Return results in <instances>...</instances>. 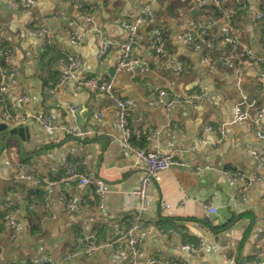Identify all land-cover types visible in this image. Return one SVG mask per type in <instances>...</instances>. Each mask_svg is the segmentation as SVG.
I'll use <instances>...</instances> for the list:
<instances>
[{"label": "crops", "instance_id": "1", "mask_svg": "<svg viewBox=\"0 0 264 264\" xmlns=\"http://www.w3.org/2000/svg\"><path fill=\"white\" fill-rule=\"evenodd\" d=\"M237 1L239 10L236 0H221L216 11L195 0H81L80 9L71 0H31L25 8L0 0V44L8 51L0 63L9 72L4 102L14 114L43 113L87 131L70 137L0 114V211L3 204L17 208L14 231L0 225V264H25L42 253L58 260L70 255L62 264H128L122 248L90 254L84 247L115 239L135 213L142 216L134 233L140 260L264 264V140L255 134L264 123V83L252 59L264 60V0ZM145 7L150 16L138 28L130 63L117 70V44L128 38L123 23ZM221 10L231 14L235 49L223 40L227 27L220 20L206 26ZM156 30L160 53L149 44ZM187 32L197 35L196 45ZM101 36L114 44L99 58ZM70 56L80 65L56 85L66 70L62 58ZM205 57L216 64L210 68ZM85 80H111L116 94L130 100L132 143L178 161L159 172L142 201L134 191L144 166L120 143L117 108L83 86ZM159 89L168 96H158ZM200 91L202 100L183 99L167 111L169 96ZM239 103L249 118L234 122ZM18 128L23 140L7 135ZM77 160L84 162L87 186L70 181L36 196L39 185L30 175L58 183ZM207 204L217 210L211 222ZM25 206L35 210V230L22 217ZM200 239L204 248L195 254L181 248Z\"/></svg>", "mask_w": 264, "mask_h": 264}, {"label": "built area", "instance_id": "2", "mask_svg": "<svg viewBox=\"0 0 264 264\" xmlns=\"http://www.w3.org/2000/svg\"><path fill=\"white\" fill-rule=\"evenodd\" d=\"M31 0H18V5L22 8H25ZM72 6L74 8H81V0H71ZM221 0H195L198 6H204L207 4H211L216 8H220ZM236 9L239 10L241 8V4L236 0ZM218 16H210L206 26H209L215 23L217 20H220L226 27L227 31L223 40L229 43L233 49H235L237 45V39L232 31L231 24V14L229 11L221 10L218 11ZM150 16V12L147 7H145L136 19L131 22L123 23V26L128 31V38L125 42L117 44L118 51L120 53L119 61L117 64V70L122 69L130 63V53L138 42V28L144 23L148 17ZM258 17H262V14H258ZM187 36L191 38L192 42L196 45L197 43V35L192 32H187ZM161 32L160 30H156L153 32L150 39V48L155 53H160L161 49L159 48ZM114 42L106 36H101L98 44V57L102 58L107 54L108 50ZM1 49V44H0ZM8 51L3 50L0 51V59L5 58L7 56ZM206 64L212 68L216 62L209 57H205ZM254 65L257 66V70L263 77L264 83V60L258 58H252ZM62 60L65 63L66 70L64 73L60 74L57 78L56 85H61L67 82L69 79H72L74 76V70L80 65V61L77 57H64ZM226 62V60H224ZM179 69L181 68V64L179 63ZM9 72L8 70L0 63V114L3 116L4 120H18L21 122L32 121L45 129L58 131L60 133L65 134L66 136L72 137H82L87 131L68 127L65 125L55 124L51 117L43 114V113H22V114H14L11 111V106L4 102L2 98V91L5 89V84L8 79ZM81 84L85 87L90 88L93 91L104 94L107 98H109L117 108V126L120 130V143L126 148L135 158H137L144 166V172L141 177L139 188L134 191V195L138 196L142 201L146 195L147 188L151 182L159 181V172L165 169H168L170 166L175 165L178 161L172 155L163 154L157 150L155 151H147L144 148L135 146L132 141V133L128 125V116L131 111V103L129 99L120 98L115 90L113 89V84L111 80H106L102 82H96L92 80L82 81ZM158 96H168L167 92L163 89L157 90ZM204 98L203 92H198L196 94H191L185 97L180 96H169V100L166 103L167 111H170L171 106L174 103L180 102L183 99L187 100H202ZM261 115L256 114L254 121L258 122ZM249 118V113L242 107V104L239 103L235 106L233 121L237 122L240 120H245ZM255 134L258 138L264 140V123L261 125H257ZM264 155V154H263ZM231 173V172H230ZM232 174V173H231ZM32 180L42 187L45 192H51L55 185L66 184L70 181H77L78 184L82 187L87 186L90 183L88 176L84 170V162L82 160L70 161L67 164L65 175L63 178L57 183L46 178H39L34 176L33 174L29 176ZM253 179H260L257 176H254ZM264 179V178H263ZM60 190V187L58 188ZM99 193V192H98ZM61 201H64L63 197L60 196ZM183 200L181 199L180 202ZM162 207H168L164 202L161 204ZM10 207L9 204H3L2 210H8ZM206 215L209 218L210 222L213 221V216L216 214L217 210L212 204H207ZM129 224L125 230L119 233V236L115 239H106L102 243H97L95 241H91L87 244L85 248L86 253H93L98 251L101 248L112 247L115 249L122 248L127 254L128 264H176L174 261L161 260L154 256H148L145 259L140 260L138 258V245L139 241L134 236L135 231L139 228L140 223L142 221V216L139 213L133 214L129 219ZM7 225L13 230L15 226L14 215H7ZM14 231V230H13ZM181 248L187 250L191 254H195L201 251L204 248V241L202 239L198 240L197 243H185L181 245ZM71 259L70 255L64 257L63 260L54 259L48 254L42 253L34 258H32L29 262L34 264H62L65 261H69Z\"/></svg>", "mask_w": 264, "mask_h": 264}, {"label": "trees", "instance_id": "3", "mask_svg": "<svg viewBox=\"0 0 264 264\" xmlns=\"http://www.w3.org/2000/svg\"><path fill=\"white\" fill-rule=\"evenodd\" d=\"M214 9L217 11L216 7H214ZM214 14H215V16H218L219 13L215 12ZM161 35H162V33H161ZM3 50L4 49H0V51H3ZM59 57H60V55L57 56L56 59H58ZM37 189L38 190H36L35 194H36V196L38 198L41 197V195L45 194V191H44V189L42 187L38 186ZM23 209H24V213H23L22 217L24 219H26L27 224L29 225L30 229L31 230H35L36 228H38V224L37 223H33L34 222L35 210L34 209L33 210H31V209L28 210L27 206H25V208H23ZM13 210H15V212H16L17 208L16 209L15 208L11 209L9 207L8 210H1L0 211V225L4 224V226L6 227L7 215L12 214ZM9 264H19V263L15 262V263H9ZM25 264H34V263L28 261Z\"/></svg>", "mask_w": 264, "mask_h": 264}, {"label": "water", "instance_id": "4", "mask_svg": "<svg viewBox=\"0 0 264 264\" xmlns=\"http://www.w3.org/2000/svg\"><path fill=\"white\" fill-rule=\"evenodd\" d=\"M111 72V71H110ZM2 126L4 127H6V124H4V123H2ZM4 129H6V128H4ZM80 129V128H79ZM17 131V132H16ZM16 131H12V130H10L8 133H7V135H9V136H17L20 140H23V137H22V128H18ZM5 141H6V138L4 139V143H5Z\"/></svg>", "mask_w": 264, "mask_h": 264}]
</instances>
